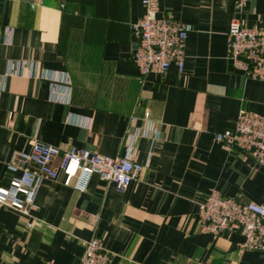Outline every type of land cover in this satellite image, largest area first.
<instances>
[{
	"label": "crops",
	"instance_id": "crops-1",
	"mask_svg": "<svg viewBox=\"0 0 264 264\" xmlns=\"http://www.w3.org/2000/svg\"><path fill=\"white\" fill-rule=\"evenodd\" d=\"M143 14V0H0V188L14 176L7 163L33 141L145 166L124 192L97 175L85 193L63 177L44 181L33 212L44 226L32 230L0 206V264H81L94 237L112 264H264L239 233L197 230L213 191L264 205V167L215 139L242 111L264 116V81L228 58L232 22L264 27V0L241 12L236 0H159L160 18L193 31L183 72L173 64L145 78L131 28Z\"/></svg>",
	"mask_w": 264,
	"mask_h": 264
},
{
	"label": "built area",
	"instance_id": "built-area-1",
	"mask_svg": "<svg viewBox=\"0 0 264 264\" xmlns=\"http://www.w3.org/2000/svg\"><path fill=\"white\" fill-rule=\"evenodd\" d=\"M250 1L236 0V8L241 12ZM143 6L142 18L131 24L137 40L133 60L140 77L145 78L150 73L164 75L173 64L183 72L187 39L193 26L173 18H160L159 0H143ZM10 35L11 32L7 43ZM228 58L234 69L249 78L264 81V27L247 28L239 20L233 21L228 33ZM19 65V62H12L13 71H9L8 76L19 75L16 71ZM47 75L48 72H44L42 77ZM151 129L158 134L156 128ZM127 138H131L129 130ZM215 139L228 151L237 150L253 164L264 167L263 115L242 111L234 129L217 134ZM132 143L128 142V148ZM7 170L14 176L8 187L0 188V206L21 213L27 218L26 228L32 230L44 226V222L33 215L44 181L63 177L66 186L85 193L91 179L97 175L104 182L113 184L119 192H124L144 172L145 166L131 156H104L76 147L62 151L33 141L29 152L18 153L7 163ZM197 230L214 236L239 233L244 239L243 248L264 253V205L242 203L213 191L199 205ZM81 264H112V254L104 248L100 238L94 237L85 244Z\"/></svg>",
	"mask_w": 264,
	"mask_h": 264
}]
</instances>
